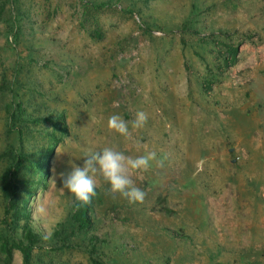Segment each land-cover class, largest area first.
I'll return each instance as SVG.
<instances>
[{"label":"rangeland","instance_id":"obj_1","mask_svg":"<svg viewBox=\"0 0 264 264\" xmlns=\"http://www.w3.org/2000/svg\"><path fill=\"white\" fill-rule=\"evenodd\" d=\"M103 1L0 0V155H24L0 159V264L29 226L31 264H264V0ZM212 33L239 44L224 71ZM141 110L132 139L108 129ZM106 147L156 160L143 203L97 174L91 255L60 174Z\"/></svg>","mask_w":264,"mask_h":264},{"label":"clouds","instance_id":"obj_2","mask_svg":"<svg viewBox=\"0 0 264 264\" xmlns=\"http://www.w3.org/2000/svg\"><path fill=\"white\" fill-rule=\"evenodd\" d=\"M148 114L138 111L132 121H126L121 115L113 114L108 118V129L125 138L132 139V131L143 128L148 121ZM131 124V129H129ZM156 160V153L131 157L114 147H106L100 152H90L82 166L73 165L70 173H61L63 188L72 193L77 201L89 205L96 196L97 174L109 183L112 193H119L130 203H143L146 192L137 187L132 179L136 172L148 171L151 162ZM162 163V162H161Z\"/></svg>","mask_w":264,"mask_h":264},{"label":"trees","instance_id":"obj_3","mask_svg":"<svg viewBox=\"0 0 264 264\" xmlns=\"http://www.w3.org/2000/svg\"><path fill=\"white\" fill-rule=\"evenodd\" d=\"M111 0L108 1H103L101 3H94L95 7L101 8V7H106V6H110L111 5ZM196 8V7H195ZM127 12H133V9L127 8L124 9ZM194 10L193 9V14H194ZM195 34H197L198 36H200L201 31L199 30H195L194 31ZM222 34H227V32L225 31H221V35ZM208 38H212L213 42H215L216 44H218L219 46V50H218V60L219 63L216 65V68L224 71L225 69H228L229 67H231L233 64H235V62L238 59L239 56V44H235V43H228L225 40H220L218 39V36L214 33H212V37H208ZM213 71V69H212ZM211 82H209V90L211 89ZM20 108H22L21 105H19ZM24 116L22 111L19 114V117ZM59 117L56 118V121L54 122L53 119L51 118L50 121H52V123L55 125V127H58L61 131L66 132V117L64 114L58 115ZM57 122V123H56ZM19 134L22 136V131L21 129L19 130ZM14 152H4L0 155V159L3 158V156H7V155H11L13 158V165H12V170H13V176H17V174L20 172L21 168H22V164H23V157L24 155H13ZM11 171V170H10ZM15 191H16V185L13 186V197L11 198L10 201V205H9V209H13L16 208V200L14 198L15 196ZM96 192H97V188H96ZM94 198H92V202L89 205H83L81 204L79 201L75 200V203L72 206V213H71V226L75 227L76 230L79 233H82L83 237L86 238L88 240V243L92 245L91 249L89 250V253L91 255H94L97 251V243L99 242V239L96 235L91 234L90 231L92 229V225H93V219H92V211H93V204H94ZM22 209L24 211H26V208L22 207ZM9 212V211H8ZM22 216H28L25 213L21 215V213H19L18 215L15 214V218L13 220V225H18ZM29 226V225H28ZM40 236L38 233H36L31 226L29 227H25L23 232L21 233V236H16L13 242L14 247H16L17 249H19L22 254H23V258H24V264H31L32 262V247H35V244L38 243L40 241ZM7 251V262L9 263L12 259V253L10 250L5 249ZM95 262H97L95 260Z\"/></svg>","mask_w":264,"mask_h":264}]
</instances>
